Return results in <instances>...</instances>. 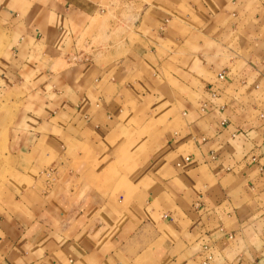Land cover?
<instances>
[{
	"label": "crops",
	"instance_id": "1",
	"mask_svg": "<svg viewBox=\"0 0 264 264\" xmlns=\"http://www.w3.org/2000/svg\"><path fill=\"white\" fill-rule=\"evenodd\" d=\"M112 2L0 0V264H264V2Z\"/></svg>",
	"mask_w": 264,
	"mask_h": 264
},
{
	"label": "rangeland",
	"instance_id": "2",
	"mask_svg": "<svg viewBox=\"0 0 264 264\" xmlns=\"http://www.w3.org/2000/svg\"><path fill=\"white\" fill-rule=\"evenodd\" d=\"M264 2V0H261ZM119 0H113L112 4L107 6V12H108V17L110 20H112V22L115 24L120 23L122 19L127 20V16L130 15V13H132V5L131 4H124V10L123 12L121 11V17H119V19H117L116 17V10L118 9V5L120 7L121 4H118Z\"/></svg>",
	"mask_w": 264,
	"mask_h": 264
},
{
	"label": "built area",
	"instance_id": "3",
	"mask_svg": "<svg viewBox=\"0 0 264 264\" xmlns=\"http://www.w3.org/2000/svg\"><path fill=\"white\" fill-rule=\"evenodd\" d=\"M224 75L223 73L221 75L218 76V80H223ZM264 138V136H263ZM229 239H231V237H229ZM212 261V257L210 255L206 256L205 259L202 261V264H211Z\"/></svg>",
	"mask_w": 264,
	"mask_h": 264
}]
</instances>
